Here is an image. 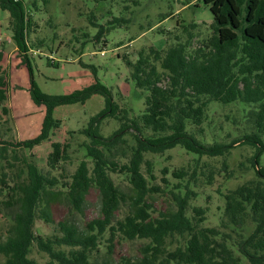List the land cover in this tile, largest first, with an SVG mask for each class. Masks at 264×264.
<instances>
[{
    "label": "trees",
    "instance_id": "1",
    "mask_svg": "<svg viewBox=\"0 0 264 264\" xmlns=\"http://www.w3.org/2000/svg\"><path fill=\"white\" fill-rule=\"evenodd\" d=\"M202 2L213 16L212 33L202 46L190 49L188 32L184 43L175 36L173 45L142 49L135 61H125L127 83L144 98L143 110L128 117L130 110L120 108L112 91L97 78L68 94L42 92L27 59L31 48L25 4L0 0V10L9 13L10 39L29 74V97L44 108L34 138L0 142V216L6 221L0 231V264H37L29 257L33 246L46 255V264H108L100 259L101 246L106 242V255H110L118 241L142 242L141 257L122 259L121 264H264V0ZM1 73L0 66V105L6 100ZM94 95L103 97L105 108L78 132L87 139L82 145L86 159L66 174L70 147L52 142L44 172L26 151L50 140L61 127V121L53 117L57 107L83 105ZM229 105L242 107V123L233 124L237 131L242 125V132L234 137L227 132L225 137L231 139L225 141L213 133L207 142L204 125L209 111ZM105 118L120 123L108 137L100 133ZM126 134L134 138L133 145L122 146ZM238 145L252 148L249 164L255 179L220 194L219 224L203 226L206 209L190 205L199 197L194 188L211 186L216 175L224 172L230 178L232 172L225 162L215 168L201 158H225ZM176 146L195 158L187 167L169 171L176 181L173 185L165 176L168 169L163 168V188L155 183L153 162L145 156L162 155ZM112 175L127 182L128 192ZM92 188L99 193L98 218L82 229L67 221L53 222L55 201L62 199L71 211L81 212ZM163 194L171 195L172 208L154 216L150 200ZM36 220L55 225L59 233H36Z\"/></svg>",
    "mask_w": 264,
    "mask_h": 264
},
{
    "label": "rangeland",
    "instance_id": "2",
    "mask_svg": "<svg viewBox=\"0 0 264 264\" xmlns=\"http://www.w3.org/2000/svg\"><path fill=\"white\" fill-rule=\"evenodd\" d=\"M28 19L27 42L31 48L27 59L31 66L33 80L40 90L50 95L68 94L74 90L90 85L95 78L108 87L113 93L114 101L122 109L130 110L128 117L139 114L144 108V98L139 91L127 83L129 69L125 61H135L138 52L149 47L164 49L174 44V37L181 38L182 43L189 41L190 49L204 44L211 35L213 16L202 0H23ZM7 11L0 10V66L6 83V100L0 105V142H17L34 138L43 119L44 109L36 107L29 97V74L21 63V54L16 48L8 31ZM115 20V21H114ZM119 20V21H118ZM113 21V23H112ZM97 37L96 39V36ZM171 41H167V38ZM6 112H3L2 109ZM105 108L102 96L94 95L83 105L73 104L57 107L53 117L61 121V127L54 132L50 140L26 151L29 158L44 172L47 171V156L51 152V143H67L70 147L71 159L65 164V173L74 171L81 160L86 159L82 147L87 139L78 132L87 127L91 117ZM240 105L220 107L210 110L204 125L206 141L212 140L213 133L220 140H229L226 133L237 136L242 132L240 125L242 116ZM120 127V123L112 118H105L100 125V133L110 136ZM220 127L222 129H220ZM220 129V130H219ZM75 132L74 134H70ZM147 134H151L148 132ZM126 143L134 144L131 134L124 136ZM252 148L238 145L231 149L225 158L207 159L215 168L223 162L227 170L232 172L215 176L211 186L200 185L194 188L199 197L190 202L192 206L206 209L203 226L214 227L219 224L223 208L220 194L235 189L238 185L255 179L254 171L249 164ZM9 155V154H8ZM153 162L155 183L161 182L163 168L168 169L166 178L170 185L176 183L171 178L172 169L187 167L192 164L191 154L179 146L166 151L162 155H146ZM89 167L90 160L87 159ZM264 164V158L262 160ZM242 164V165H241ZM170 171V172H169ZM145 173V169H143ZM59 170L52 172L57 175ZM114 181L128 192L127 182L120 176L112 175ZM171 189H165L167 193ZM219 190V191H218ZM156 195L150 202L153 204V215L172 208L171 195ZM209 196V199L206 197ZM99 193L90 189L81 212H73L62 199L51 206L53 222L73 223L82 229L85 224L99 217ZM6 221L0 216V231H4ZM35 232L43 236L58 234L57 227L35 221ZM107 235H105V238ZM142 242L118 241L110 255H106V242L101 246V258L108 264H121L122 259L136 260L141 257ZM37 264H46L45 254L38 252L33 246L29 255Z\"/></svg>",
    "mask_w": 264,
    "mask_h": 264
},
{
    "label": "crops",
    "instance_id": "3",
    "mask_svg": "<svg viewBox=\"0 0 264 264\" xmlns=\"http://www.w3.org/2000/svg\"><path fill=\"white\" fill-rule=\"evenodd\" d=\"M36 106V105H35ZM36 107H39V106H36ZM40 107H42V106H40ZM41 109H44L43 107L41 108ZM43 116H44V114H43ZM42 122V121H41ZM39 128H40V125H39ZM39 128H38V132H39Z\"/></svg>",
    "mask_w": 264,
    "mask_h": 264
}]
</instances>
